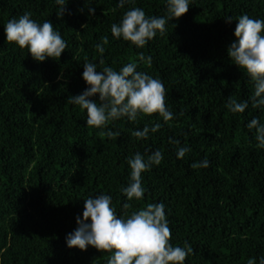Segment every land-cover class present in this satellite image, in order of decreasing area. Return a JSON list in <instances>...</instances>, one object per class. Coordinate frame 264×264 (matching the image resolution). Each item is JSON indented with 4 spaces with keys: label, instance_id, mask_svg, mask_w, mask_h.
<instances>
[{
    "label": "trees",
    "instance_id": "1",
    "mask_svg": "<svg viewBox=\"0 0 264 264\" xmlns=\"http://www.w3.org/2000/svg\"><path fill=\"white\" fill-rule=\"evenodd\" d=\"M117 2L67 0L58 16L55 0H0V264H106L109 253L70 249L65 242L83 200L101 193L111 195L118 216L163 203L170 243L194 249L184 264H259L264 149L256 147L254 130L245 125L253 117L264 123V109L249 104L244 113L232 114L225 104L229 97L242 101L251 94L227 48L241 15L264 19V0H193L163 36L142 49L114 39L110 27L132 7L165 15L164 0H134L123 8ZM26 11L37 22L49 20L67 41L59 59L36 62L6 41L4 25ZM104 37L108 43L99 54L96 45ZM141 52L151 64L139 62L137 71L163 81L174 119L165 123L153 114L111 122L108 127L120 133L114 139L85 127V111L68 103L87 87L83 63L118 71ZM157 122L161 129L146 140L132 135ZM171 140L191 151L177 159ZM157 149L164 159L142 173L144 198L127 201L121 194L130 174L127 159L137 152L146 158ZM205 159L209 167H192Z\"/></svg>",
    "mask_w": 264,
    "mask_h": 264
},
{
    "label": "clouds",
    "instance_id": "2",
    "mask_svg": "<svg viewBox=\"0 0 264 264\" xmlns=\"http://www.w3.org/2000/svg\"><path fill=\"white\" fill-rule=\"evenodd\" d=\"M133 2L118 0L116 7L123 8ZM164 2L165 15L162 16H148L140 7L127 10L118 23L111 25L112 37L142 49L158 35L163 36L169 21L184 15L193 0ZM55 3L60 6L58 16L63 15L67 0H55ZM88 11L91 15L95 9L89 8ZM232 20L229 16L228 21ZM3 30L7 42L22 51L26 50L36 62H43L46 58L57 60L68 47L67 41L49 20L37 22L27 11L19 18L8 20ZM233 36L227 56L232 64L243 70L252 91L247 100L237 101L229 97L225 107L232 114L244 113L249 104L253 109H264V19L241 15L236 20ZM107 43L108 38L104 37L96 45L99 54L105 52L104 45ZM139 62L150 65L151 57H145L141 52L138 60L122 65L118 71L111 66L98 70L96 63L87 60L83 63L81 79L87 87L81 94L70 96L68 103L85 111V127L100 129L108 139H114L120 133L108 127L111 122H135L138 118L153 114H158L165 123L174 119L173 112L165 104L163 81L137 71ZM161 127L160 122L151 126L145 124L142 129L133 131L132 135L138 141L146 140L150 133H156ZM245 127L249 132L254 130L256 147L264 149V123L258 117H253ZM170 143L178 146L177 159H183L191 151L187 145L179 146L178 140H171ZM163 159L164 153L160 149L146 158L137 152L127 159L130 174L126 186L121 188V194L127 201L144 198L146 189L142 185V173L160 165ZM192 167L207 168L209 161L202 160ZM83 201L82 214L76 218L77 226L65 238L66 246L70 249L85 251L92 247L98 252L109 253L106 264H184L186 257L194 252L190 244L185 243L181 247L170 243L171 229L163 203H149L118 216L112 206L111 195H90ZM123 207L130 208L131 204L125 203ZM248 264H256V260L249 259ZM259 264H264V257L259 259Z\"/></svg>",
    "mask_w": 264,
    "mask_h": 264
}]
</instances>
